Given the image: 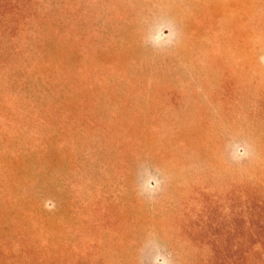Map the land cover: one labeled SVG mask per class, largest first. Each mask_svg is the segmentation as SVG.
<instances>
[{"label":"rangeland","instance_id":"obj_1","mask_svg":"<svg viewBox=\"0 0 264 264\" xmlns=\"http://www.w3.org/2000/svg\"><path fill=\"white\" fill-rule=\"evenodd\" d=\"M28 9L0 95V264H206L210 223L264 190V0Z\"/></svg>","mask_w":264,"mask_h":264},{"label":"trees","instance_id":"obj_2","mask_svg":"<svg viewBox=\"0 0 264 264\" xmlns=\"http://www.w3.org/2000/svg\"><path fill=\"white\" fill-rule=\"evenodd\" d=\"M33 2L0 0V95L15 96L22 56L19 35L34 21L28 9ZM253 193L258 196L252 201L241 200L240 210L235 205L227 207L221 222L208 226L211 238L204 244L210 252L206 264H264V190L258 187ZM230 202L235 201L227 199L226 203ZM190 233L192 225L187 230L188 243H192ZM193 239L199 249L203 244Z\"/></svg>","mask_w":264,"mask_h":264},{"label":"clouds","instance_id":"obj_3","mask_svg":"<svg viewBox=\"0 0 264 264\" xmlns=\"http://www.w3.org/2000/svg\"><path fill=\"white\" fill-rule=\"evenodd\" d=\"M146 188H149V189H150V188H151V186H148V187H146ZM164 264H167V261H165V262H164Z\"/></svg>","mask_w":264,"mask_h":264}]
</instances>
